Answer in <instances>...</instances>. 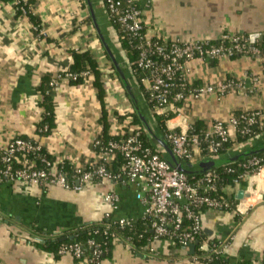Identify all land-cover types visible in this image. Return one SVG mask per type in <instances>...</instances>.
Here are the masks:
<instances>
[{"label":"crops","instance_id":"0c3cea01","mask_svg":"<svg viewBox=\"0 0 264 264\" xmlns=\"http://www.w3.org/2000/svg\"><path fill=\"white\" fill-rule=\"evenodd\" d=\"M91 2L105 37L120 62L125 63L126 74L130 76L128 58L118 46L102 0ZM28 5L38 25L29 16L17 14L13 1H0V147L12 137L32 138L52 158L87 162L94 149L93 140L101 131L102 109L110 123L109 134L116 128L112 116L117 119L116 123L120 122L117 112L121 108V93L109 91L104 85L102 107L91 80L82 85L60 80L53 91L55 127L52 133L44 135L36 130L41 111L36 86L42 74L54 77L68 69L72 49H88L102 68L108 67L109 60L85 0H30ZM139 5L148 35L165 41H212L222 32L256 34L257 39L264 36V0H140ZM188 67V90L230 78L242 80L246 89L231 90L221 97L203 93L192 98L187 92L181 116H176L171 107L160 115L164 127L174 126L178 130L197 122L200 127L210 129L216 119L264 109V60L236 55L213 60L195 59ZM251 89L254 91H248ZM136 94L140 96L139 104L150 126L154 124L156 133L161 135L152 118L153 111L139 89ZM129 105L134 109L130 98ZM148 136L152 146L159 148L150 133ZM263 140L264 135L253 139L251 145ZM248 147L238 145L228 149L226 155ZM200 160L196 157L191 163ZM91 182L86 183L81 192H72L56 185L0 181V264H87L85 259H76L70 254L51 253L41 243L46 237L71 231L98 217L105 203L102 194L106 191L119 195L118 207L110 212V219L142 216L143 206L135 197L133 185ZM245 186L244 181L236 189L243 190ZM241 207L243 212H204L203 235L210 240H228L224 253L229 263L261 264L264 257V190L260 201L253 200L252 205ZM150 246L151 251H135L126 241L115 239L102 264H199L189 257V249L182 248L186 254H180L173 244L166 245V240H152Z\"/></svg>","mask_w":264,"mask_h":264},{"label":"built area","instance_id":"2783aa9c","mask_svg":"<svg viewBox=\"0 0 264 264\" xmlns=\"http://www.w3.org/2000/svg\"><path fill=\"white\" fill-rule=\"evenodd\" d=\"M109 21L116 22L121 33L134 41L138 51L136 68L143 73V84L147 102L151 104L154 113L161 115L167 107H171L176 116L182 115V104L188 95L197 98L203 93H215L218 97L224 96L231 90L244 91L246 85L242 80L227 79L225 81L208 83L197 89L188 90L187 76L190 74L188 63L195 60H213L233 55H244L264 60V47L254 44L250 36L242 34H229L222 32L216 39L219 43H211L210 40L182 41L173 39L165 41L159 37L148 35L144 19L143 9L139 5L140 0H102ZM14 6L18 5L21 14L26 15L31 8L26 0H13ZM27 5L28 7H26ZM39 30V27L34 26ZM256 39V38H255ZM135 72V69H130ZM101 82L107 89L120 92V107L118 115L124 116L122 122L116 123L112 134L118 138L103 141L95 138L88 165L84 162L69 160L68 158L50 159L42 150V145L32 138L12 137L5 146L0 147V181H20L26 185H56L65 190H82L85 183L96 182L105 184L106 181L119 184H131L135 187V197L143 206L140 219L145 220L151 231V239L144 244L142 249L151 251L152 240L176 239L184 249L195 243L199 251L205 253L207 261L212 260L213 254L224 253L228 240L211 243L207 238L198 236L202 232L201 213L203 209L223 210L229 207L226 194L237 193L236 189L242 181L246 182L243 189L244 196L237 200L234 211L243 212L242 205L248 207L254 201H260L264 190V164L256 156L247 158L242 166L243 172L238 174L231 184L220 187L224 195H211L217 189L218 174L214 170H208L194 180H189L187 174L172 167L160 152L142 143L140 139V126L129 125L132 108L123 84L107 67H101ZM86 82L93 79V73L86 69L80 73ZM67 70L60 71L50 81L53 89H56L60 80L76 78ZM84 82V83H86ZM83 83V84H84ZM82 85V84H77ZM250 92L253 89L248 90ZM251 126H264V109L246 110L227 119H216L211 128L205 133L202 146V138L191 134L190 126L165 127V140L172 149L176 158L183 163L193 162L196 157L216 158L222 144L229 141L235 131L251 134L252 139L262 136V133L253 132ZM128 127L125 133L124 128ZM206 151V156H200ZM121 155L123 162L117 171L108 169L116 157ZM90 158V159H91ZM68 160L71 163V172L63 168V163ZM99 160V161H97ZM102 200L107 203L110 210L104 212V217L109 218L110 212L118 207L119 195L115 191H106L102 194ZM131 218L117 219L119 227L131 226ZM87 247L91 249L87 264H101L99 256L101 249L99 244L89 239ZM60 255L70 254L74 258L83 255L82 246L79 243L63 245L58 250ZM197 261L196 257L191 258ZM199 264H202L199 262ZM218 264H231L221 262Z\"/></svg>","mask_w":264,"mask_h":264},{"label":"trees","instance_id":"16d2710c","mask_svg":"<svg viewBox=\"0 0 264 264\" xmlns=\"http://www.w3.org/2000/svg\"><path fill=\"white\" fill-rule=\"evenodd\" d=\"M2 2H7V1H13V0H0ZM27 5L29 4L30 0H26ZM25 5L26 7H28ZM85 5V4H84ZM16 13L21 14L20 9L18 8V5L15 6ZM26 16H29L30 19L34 21V16L30 12H26ZM90 20V17H88ZM75 21H73V24ZM36 25L39 24L38 21H34ZM112 26L115 28L117 32V36L119 39L120 47L124 51L125 55L128 58V69H135V72L130 71V76L132 82L135 83L138 86V89L142 95V97L146 100L147 95H146V90L143 87L141 83V78H143V73L136 68L137 65V59H138V51L136 47L134 46L135 42L134 41H129L128 37L123 35L121 33L120 27L116 22H112ZM243 35V34H242ZM249 36V35H245ZM211 43L217 44L219 43L218 39L212 40ZM254 44H256L259 47H264V36L262 39H255L253 41ZM102 45V43H101ZM103 52L105 56L108 58L109 63H108V71L111 73H114L118 80L122 83L113 63L111 62L107 52L103 48ZM236 56V55H233ZM71 57L72 61L67 69V71L76 74V78H69L68 83L71 85H77V84H83L86 82V79L80 75V73L86 69H89L93 73V79L91 80V85L97 90V96L100 99L102 103V107H104V95H105V89L102 85L101 82V65L100 63L95 59V57L92 55V53L88 49H72L71 50ZM125 69V67H123ZM51 77L49 73H44L40 76V81L38 85L36 86V90L38 91L39 95V107H40V113L38 116V122H37V131L40 130L41 134L48 135L53 132L54 130V106H53V91L54 89L50 85V81L55 78ZM126 91V90H125ZM127 94V91H126ZM147 102V100H146ZM148 103V102H147ZM148 106L152 110L151 104L148 103ZM153 111V110H152ZM106 112L102 109V116L100 117L101 119V131L99 135L96 138H99L103 141H106L108 139H115L118 138V135H114L112 133H108L110 123L107 121L106 118ZM242 113V112H240ZM238 113V114H240ZM237 113L233 114L234 116L238 115ZM130 116V121L129 125L135 124L140 126V139L142 143L146 146H149L151 148H154L150 142V138L148 136L147 131L145 130L142 121L135 111V109L132 110V112L129 114ZM146 116V114H144ZM117 118L120 122L124 120V116L122 115H117ZM147 118V116H146ZM156 126L159 128V131L161 135L164 137L165 136V127L163 126L162 122V117L160 115H157L156 113L153 112L152 116ZM191 127V134L197 135L198 137H201L203 142L202 146L207 145V142L204 141V135L205 133L209 130L207 127H200L197 122L192 123L190 125ZM251 129L253 132L259 133L261 132L262 135H264V126L263 127H257V126H251ZM125 133L128 132V127L124 128ZM251 134L248 133H241L240 131H235L233 134V137L222 144V147L219 149V156L218 157H223L226 155V152L228 149L236 148L238 145H249L248 150H258L256 152H253L251 155L241 157L239 159H235L232 161H229L225 164H222L220 166H217L213 169L217 174H218V179L216 181V186L217 189L215 192L212 191L211 195H224L225 194L220 190V187L226 184H231L233 179L243 172L245 169L242 164L244 161L251 157V156H256L260 159V163L264 164V140L261 143H258L257 145H251L252 138ZM26 138V137H22ZM165 138V137H164ZM94 141V140H93ZM95 151L98 152V148L93 147ZM260 149V150H259ZM44 154H46L50 159H52V156H49L42 147L41 150ZM206 151H202L200 156H206ZM93 159H89L86 163L88 165L90 162H92ZM99 161V160H97ZM123 162V158L121 155L117 154V157L109 164L107 165L108 169L111 170L112 172H115L118 170L120 165ZM188 163V162H186ZM71 163L66 160L63 163V168L67 170L69 173L71 172ZM189 180H194L196 177L199 175H187ZM244 183V181L241 182V184ZM226 198L229 202V207L224 208L223 210L225 211H232L234 210V206L237 202L236 194H226ZM205 209H203L204 211ZM201 237H204L203 232L198 236L200 239ZM89 239L95 240L101 249V254L99 256V260L102 264V260L105 255L108 254L110 251V247L112 245V242L115 239H121L129 243L132 248L135 251H140L142 250V246L144 244H147L149 240L151 239V231L149 230L146 221L142 219H135L132 221L131 226H126V227H119L117 220H112L110 218H105L101 221H90L88 223H85L83 225H80L79 227L71 230V231H65L62 233H58L55 235H52L50 237H46L43 243L41 245L46 249L49 250L51 253H55L57 255H60L58 253V250L60 249L61 246L63 245H68L71 243H79L82 246L83 249V255L81 257L76 258V259H85L86 261L88 260V257L90 255L91 249L87 247V241ZM168 240V239H167ZM212 244L216 243L218 246V241L217 240H210L208 239ZM171 241L174 243V248L177 247L179 249H182L183 246L176 240L172 239ZM189 257H196L199 262L202 264H218L221 262H227L225 258V253H220V254H213L212 255V260L207 261L205 253L199 251L198 246L195 245L194 250L192 253H189ZM261 264H264V257L262 258Z\"/></svg>","mask_w":264,"mask_h":264},{"label":"water","instance_id":"95a60500","mask_svg":"<svg viewBox=\"0 0 264 264\" xmlns=\"http://www.w3.org/2000/svg\"><path fill=\"white\" fill-rule=\"evenodd\" d=\"M85 1L87 3V7L89 10L90 16L92 18L93 25H94L96 32L98 34V37L100 39V42L102 43L103 48L107 52L111 62L113 63V65H114V67H115V69H116V71H117V73H118V75L122 81V84H123L125 90L127 91V94H128V96H129V98H130V100L134 106L135 111L139 115L145 130L148 133H150V135L153 137V139H155V141L160 145V147H162L164 149V152L160 153L162 158L165 159L172 167H175L177 170H179L180 172H183L187 175H200V174H202V173H204L210 169H213L217 166L225 164L229 161L251 155L253 152L258 151V150H248V148H251V147H248L244 150L238 151L237 153L225 155L223 157L203 158L200 161H198L196 164H193L191 162H188V163L180 162L176 158L174 153L172 152L171 147L169 146L167 141L164 139V137L162 135L156 133L155 125L152 124L153 127H151L146 116H144V114H146V113L144 110H142L141 105L139 104V100H138L140 96H137V94H136V89H138L137 85L135 83H133L131 78H129V76L126 74V71L123 68L125 63L120 62L117 55L115 54L112 47L110 46L109 40L105 37L104 32H103L102 28L100 27V25L97 21L91 0H85ZM255 38H257L256 34H253L250 36V39L252 42L255 40ZM261 38H262V36H261ZM243 196H244L243 190H239L236 194L237 199H240ZM194 247H195V243L190 244L188 252L192 253L194 250Z\"/></svg>","mask_w":264,"mask_h":264},{"label":"rangeland","instance_id":"374dc122","mask_svg":"<svg viewBox=\"0 0 264 264\" xmlns=\"http://www.w3.org/2000/svg\"><path fill=\"white\" fill-rule=\"evenodd\" d=\"M103 2V1H102ZM112 31H114V34H116V37H117V43H118V46L120 45V43H119V39H118V36H117V32H116V30H115V28L112 26V29H111ZM112 33V32H111ZM120 48V47H119ZM155 149H157L159 152H161V153H163L164 152V149L162 148V147H160L159 146V148H156L155 147ZM108 181H106V183H107ZM92 183V182H91ZM86 184V183H85ZM63 189V188H62ZM84 189V188H83ZM65 190V189H64ZM67 191H72V192H81L82 190H80V191H75V190H67ZM104 206L101 208V210L99 211V215H98V217H95V219L94 220H92V221H101L102 219H103V217H104V212L105 211H108V210H110V207H109V205L108 204H106V203H104L103 204ZM206 211L208 212V211H221V210H216V209H205L204 211H203V213H201V222H202V218L204 217V215H205V213H206ZM205 212V213H204ZM203 216V217H202ZM173 244V246H174V243L171 241V240H166V245H172ZM178 253H180V254H186V251L185 250H182V249H179V248H177V247H175L174 248Z\"/></svg>","mask_w":264,"mask_h":264}]
</instances>
